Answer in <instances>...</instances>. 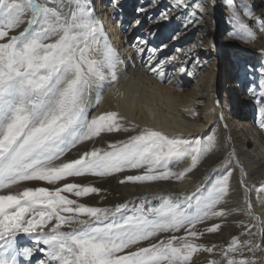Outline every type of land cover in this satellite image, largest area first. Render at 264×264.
<instances>
[{"label":"snow or ice","instance_id":"1","mask_svg":"<svg viewBox=\"0 0 264 264\" xmlns=\"http://www.w3.org/2000/svg\"><path fill=\"white\" fill-rule=\"evenodd\" d=\"M225 2L232 11L230 22L235 21L229 36L245 43L256 39L249 23L236 13L233 0ZM66 3L71 6L67 11L65 0L58 7L39 0H0V264H20V258L30 264L37 251L43 254L38 264H192L194 254H213L219 247L201 242L205 233L221 230V223L215 221L238 213L247 218L236 225L243 228L240 235L248 238L231 236L220 259H209L207 264H264V243H258L252 231L260 217L252 210L250 188L243 178L239 183L244 207H222L229 202L231 171L212 180L203 191V182L215 168L194 191L145 193L131 209L129 201L101 207L69 198L67 194L83 198L102 191L90 182L69 178L103 179L136 171L118 182L182 181L216 149L217 138L214 134L204 139L170 136L127 121L114 110L90 117L89 108L99 107L102 91L118 83L119 73L125 71L119 65L124 61L88 0ZM177 5L191 7L186 0H177ZM242 7L244 17L264 32V15L256 16L245 4ZM170 11L162 12L159 19H169ZM190 15L196 17V12ZM140 24L137 19L134 27ZM17 29V34H10ZM135 47L141 56L145 47ZM147 52L148 61L141 60L146 71L172 84L165 63L184 61L172 56L153 64L156 49L147 48ZM260 71L264 77V68ZM179 72L193 75L183 66ZM113 95H119V90ZM258 95V124L264 130V78ZM120 132L134 134L103 141L102 134ZM97 138L106 146H95ZM234 159L228 155L220 164L227 166ZM186 161L187 167L175 170ZM26 182H45L51 187ZM255 191L264 204V181ZM153 200L158 203L153 205ZM200 225H204L202 230ZM20 233L33 240V246L18 247Z\"/></svg>","mask_w":264,"mask_h":264},{"label":"bare ground","instance_id":"2","mask_svg":"<svg viewBox=\"0 0 264 264\" xmlns=\"http://www.w3.org/2000/svg\"><path fill=\"white\" fill-rule=\"evenodd\" d=\"M39 2L46 3L49 7H58L61 0H39ZM186 2L191 7L177 5V0H155V4L152 0H138L137 4H132V0H88L94 10L95 18L103 25L110 44L117 51L120 59L124 61L119 68L125 69L119 73L118 83L102 91V102L99 107L93 105L89 108V116L102 111L114 110L127 121L141 127L147 125L170 136L180 135L204 139L207 134H214L217 138L216 149L182 181L173 179L151 185L132 183L121 185L118 182L123 175L137 174L136 171H126L119 177L114 176L107 179L98 180L94 177H85L69 180L80 183L90 182L93 186L102 189L100 194H91L92 196L87 201L89 206H114L116 203L157 190L175 193L194 191L210 169L218 167L221 165L220 161L229 154H233L235 157L233 162L227 166L221 165L212 178L214 180L228 171L233 173L230 181L231 191L227 198L229 202L222 207L228 209L243 207V189L239 183L243 178L250 188L249 200L254 214L260 217L262 232L264 231V204L259 202L255 189L260 186L261 181H264V130H261L258 124L261 106L258 104L260 99L258 82L263 78L260 70L264 68V32L260 31L252 20L244 17L242 4L253 10L256 16H261L264 15V0H233L236 13L249 23L256 35V39L246 43L229 36V33L234 30L235 21L230 22L232 11L226 6L225 0H186ZM213 2L215 3L214 8ZM114 3L117 5L115 8ZM200 5H203L202 10L199 8ZM130 6L132 10L128 16L129 21L134 23L139 19L140 26L146 24L145 30L153 32L151 38H166L171 34L168 40L170 42L168 47H171L168 49L169 53H175V56L183 60L182 65L192 66L191 69L199 75V77H193V79L196 78L193 83L187 80L191 76L186 73L182 75L179 72L178 77L180 78L177 83L173 81V77L174 85L171 88H165L166 85L163 86L162 82L155 76H150V73L139 65L132 46H126L123 42V33L119 30L123 26L120 25L122 18L118 19V15L124 14L125 7L130 8ZM68 7L71 6L66 3V11ZM141 8L145 11H137ZM169 10H171L169 19L160 20L161 13ZM192 12H196V17L190 15ZM122 17L127 18L126 15ZM27 18L25 17V20ZM219 19H221L220 30L223 31L217 30L220 24ZM189 20L192 22L189 23ZM223 23L225 26H222ZM24 26L26 24L21 25V29ZM19 30L10 34L15 35ZM222 32L224 35L219 37ZM210 46L214 47L217 52L224 51L226 55L227 65L223 72L225 74L223 77L224 90L221 95L216 94L218 88L216 60L213 59L210 63L208 53L204 51ZM189 49L192 50L191 53L187 57L183 56V52ZM214 53L216 54V51L213 50ZM177 63V66L180 65L179 62ZM173 64L175 67L176 62ZM245 84H247V90L242 91ZM184 86L187 87L184 88ZM116 89L119 90V95L114 96L113 92ZM218 96L221 98V105L220 101L219 105H216ZM193 111L196 112L195 117L192 116ZM132 134L134 133L120 132L102 135L103 141L114 142L118 139H126ZM91 146L88 144V147ZM95 146L105 147L106 143L97 138ZM75 154L76 150H73L71 155L75 156ZM237 161L239 167H237ZM184 167H187V161L175 166V170ZM241 168L244 173L243 177H241ZM212 180H209L204 188H207ZM26 183L33 187H51L45 182ZM67 195L69 198H76L71 194ZM244 217L243 213H238L215 222L223 223L221 225L225 227L223 230L225 237L230 226L236 225L238 221H246ZM259 243H264V236ZM205 244L209 246L208 242ZM197 255L195 254L193 259L197 258L195 257ZM207 255L208 253L201 252L200 264H207L205 261Z\"/></svg>","mask_w":264,"mask_h":264},{"label":"rangeland","instance_id":"3","mask_svg":"<svg viewBox=\"0 0 264 264\" xmlns=\"http://www.w3.org/2000/svg\"><path fill=\"white\" fill-rule=\"evenodd\" d=\"M49 1V0H48ZM137 2H138V0H132V4L134 3V4H137ZM65 4H66V0H65ZM126 8V12L124 13V14H120V15H118V19L119 18H122V22H121V24L120 25H122L123 27L122 28H120L119 30L123 33L122 35H123V42L126 44V46H132L131 48L134 50V53H135V55H136V57L135 58H137L138 60H139V65L141 66V67H143L144 69H146L143 65H142V63H141V60L143 59L144 61H148V59H149V53L147 52V48H154V49H156V53H155V59L152 61V63L153 64H155L156 62H158V61H165V62H167V61H169L170 60V58L172 57V56H175V53H169L170 52V50H168V49H171V47L169 46L168 47V45L170 44V42L168 41L169 40V37H171V34L170 35H168V37H166V38H159V39H154V38H151L150 36L153 34V32H151L152 30H145L146 29V24H143L142 26H138V27H134V23L132 22V21H129V18H128V16H129V14H131V8H132V6H130V8L128 7H125ZM221 7H220V11H221ZM67 10H69V7L67 8ZM124 15H126L127 16V18L126 17H122V16H124ZM117 17V16H116ZM123 18H125L124 19V21H123ZM127 20V21H126ZM219 22H220V24L218 25V27H217V30H220L221 29V27H220V25H221V19H219L218 20ZM145 25V26H144ZM225 26V23H223L222 24V26ZM142 30V31H141ZM145 30V31H144ZM162 31V30H161ZM164 31H165V29H164ZM220 31H223V30H220ZM171 33H173V32H171ZM224 34H223V32H222V34L219 36V37H221V36H223ZM154 39V40H153ZM145 41L146 42V45H140L139 44V41ZM165 40V41H164ZM148 41V42H147ZM168 41V42H167ZM148 43V44H147ZM135 46H140V47H145V51L142 53V55L141 56H137V54H136V47ZM165 46L167 47L166 49H165ZM213 50L214 51H216V54L214 53L213 54ZM205 51V53L207 52L208 53V56H209V62L211 63L212 61H213V59H215L216 60V63H217V68H216V71L218 72V88H217V92H216V94L217 95H221L222 94V92H223V87H224V71H225V66L227 65V62H226V55H225V52L224 51H221V52H217V50H215V48L214 47H207L206 48V50H204ZM252 62V61H251ZM253 62H255V61H253ZM258 62V61H257ZM177 62H176V65H175V67L173 66L174 64H173V62H171V63H165V71H166V73H168V75H169V78L172 80L173 79V77H174V80L173 81H175L176 83H177V81L179 80V78L180 77H178L179 76V68L180 67H185L186 68V72L187 71H191L192 73H193V75L190 77V78H188L187 80L188 81H192V83H193V81L196 79V78H194L193 79V77H199V75L197 74V73H195L194 71H193V69H191V65H189L188 67H187V65L185 64V66L184 65H182V64H180V65H178L177 66ZM172 66V67H171ZM257 68V67H256ZM255 69V68H254ZM149 73V72H148ZM194 74H195V76H194ZM182 75H183V73H182ZM150 76H153V75H151L150 74ZM256 76V75H255ZM254 78V77H253ZM256 78V77H255ZM254 78V79H255ZM264 78V77H263ZM187 81V82H188ZM259 83V84H258ZM257 84H258V86H260V84H261V81H259ZM168 83H166V82H164L163 83V86L164 85H166V87L165 88H171L172 87V85H174V83H172V84H169V85H167ZM211 83H210V81H209V85H210ZM247 84H245V85H243V87H242V91H243V89H244V91L245 90H247V86H246ZM187 86H184V88H186ZM211 89V88H210ZM213 95H214V93H213ZM219 101H220V105H221V98H219V96H218V101H216V105H219ZM218 103V104H217ZM222 107H223V105H222ZM208 135H211V134H207V136ZM229 154V153H228ZM229 155H231V154H229ZM233 155V154H232ZM234 156V155H233ZM221 167V165H219L218 167H216L215 169H216V171L218 170V168H220ZM216 171H214V172H212L211 173V176H210V178H209V180H212V178H213V176L216 174L215 172ZM205 176V175H204ZM95 178V177H94ZM69 179H71V180H74V178H69ZM75 179H77V178H75ZM95 179H101V178H95ZM103 179H107V178H103ZM208 180V181H209ZM203 181V180H202ZM208 181L207 182H203V185H202V189H206V188H204L205 187V185L208 183ZM201 189V190H202ZM203 191V190H202ZM169 192V191H168ZM92 195H94V194H92ZM91 194L89 195V196H87V197H83V198H75V199H78V200H80V202H83V203H85V204H87L88 205V203H87V201H88V199H89V197L90 196H92ZM142 195H140V196H136V197H134V198H131V199H129V200H125V201H129V208L131 209L137 202H138V197H141ZM124 201V202H125ZM158 203V201H155V200H153L152 201V204L153 205H155V204H157ZM241 204V203H240ZM242 205V204H241ZM102 207V206H101ZM243 207H244V205H243ZM231 216H233V215H231ZM246 220H247V218L246 217H244ZM208 223H211V222H208ZM218 223H221V224H223L222 222H218ZM230 224V223H229ZM233 227V228H232ZM198 228H200L201 230L203 229V226L202 225H200V226H198ZM225 229V227H223L222 225H221V230L218 232V233H205V235L201 238V242H203V243H206V242H208L209 243V246H212V245H217V246H219V247H217L216 248V250H215V252L213 253V254H209L208 253V255H207V257H206V259H205V261L207 262L209 259H220V255H219V253H220V251H221V249L223 248V247H225L226 246V244H227V242L230 240V238H231V236H233V235H236V236H238L241 240H244V239H247L248 237H246V236H242V235H240L241 234V232H243V228H241V227H237V225H235V224H233L232 226H230V230H228V233L225 235V237L226 236H228V237H224V233H223V230ZM252 231L253 232H255L256 233V236H255V240L259 243L260 242V240L262 239V235H261V226H260V222L258 223V227L257 228H254V229H252ZM182 234V233H181ZM206 234H210L209 236H207ZM219 236L221 237V238H219ZM33 244H34V242H33V240H31L29 237H27V236H25V234H23V233H20V234H18V236H17V245H18V247H21V248H23V247H31V246H33ZM40 247H44L43 245H40ZM195 255V254H194ZM199 255H201V253H198V255L197 256H195V257H197V258H195V259H193V262H192V264H200V256ZM261 255H264L263 253H261ZM43 258V254L41 253V252H39V251H37L36 253H34V255H33V257L31 258V260H30V264H38V261L40 260V259H42ZM20 264H28V262H25L24 260H23V258H20Z\"/></svg>","mask_w":264,"mask_h":264}]
</instances>
